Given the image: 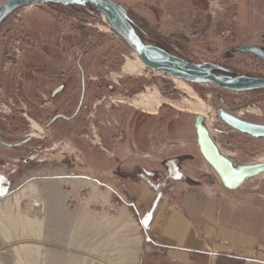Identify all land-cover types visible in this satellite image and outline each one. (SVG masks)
I'll return each instance as SVG.
<instances>
[{
  "label": "rangeland",
  "instance_id": "obj_1",
  "mask_svg": "<svg viewBox=\"0 0 264 264\" xmlns=\"http://www.w3.org/2000/svg\"><path fill=\"white\" fill-rule=\"evenodd\" d=\"M111 1L134 22L147 46L195 65L215 63L233 75L264 77L262 63L233 51L260 42L264 0ZM34 7L52 15L66 38H52L40 49L18 32L19 12L12 13L6 18H12L9 23L0 26V37L16 36L21 56L8 69L16 71L24 52L32 49L42 50L47 59L51 51L58 52L64 67H73L81 55L86 95L78 121L60 128L65 132L56 126L46 129L39 115L53 108L71 115L77 107L76 92L45 108L40 102L28 103L41 130L29 140L7 126L13 116L0 120V264H165L163 253L145 236L143 210L134 208L143 206V190L159 195L176 192L177 187L229 195L239 190H226L201 157L188 105L204 109L203 123L211 139L234 166L255 164L264 162V139L231 129L218 111L264 125V90L234 93L205 84H179L146 67L130 74L124 67L127 59L134 62V52L102 20L101 11L85 5ZM172 33L185 35L190 43ZM6 44L1 49H7ZM2 60L0 55V70ZM52 63L35 66L54 69ZM102 82L114 89H98ZM41 171L51 175H31ZM61 176L81 184L56 183ZM26 178L38 186L42 200H23L19 208L5 203ZM242 187L247 200L264 199V174Z\"/></svg>",
  "mask_w": 264,
  "mask_h": 264
},
{
  "label": "crops",
  "instance_id": "obj_2",
  "mask_svg": "<svg viewBox=\"0 0 264 264\" xmlns=\"http://www.w3.org/2000/svg\"><path fill=\"white\" fill-rule=\"evenodd\" d=\"M38 8L28 6L17 10L16 13H20L28 9L25 14L18 13L16 29L41 49L50 41L61 38V35L63 39L66 38V31L61 33L62 30L53 22L52 15L46 11L41 12ZM11 19L5 20V23H9ZM157 22L161 23V20ZM173 34L178 33L170 36ZM244 46L257 49L261 52V57L235 53L252 55L259 60L264 57V43L261 40ZM52 52L54 51L50 54ZM44 54L42 50L25 51L16 71L0 70V87L12 92L19 72L18 81L23 95L31 103L40 102L41 105V94L47 95L52 85L46 84L41 78H35L32 71L39 68L45 74L58 70L59 67V64L56 66L53 55L47 59ZM43 61L51 64L54 62V69L35 66ZM49 111L39 115V123L43 126ZM75 121H69L66 125ZM10 122L8 124L16 123L14 119ZM60 122V119L56 120L49 129L56 126V129L65 132L60 128H66V125L64 122L59 125ZM0 142L3 144L1 136ZM244 192V187L231 195L177 187L176 192L159 195L158 192L144 189L143 206L140 203L134 205V208L137 211L143 210L145 236L163 253L165 264H264V199L247 200Z\"/></svg>",
  "mask_w": 264,
  "mask_h": 264
},
{
  "label": "water",
  "instance_id": "obj_3",
  "mask_svg": "<svg viewBox=\"0 0 264 264\" xmlns=\"http://www.w3.org/2000/svg\"><path fill=\"white\" fill-rule=\"evenodd\" d=\"M35 5H58L64 7L85 5L98 9L109 17L112 23L111 29L116 35L134 52L139 61L152 72L177 78L187 83L211 85L234 93L264 90V77L216 75L211 68L189 63L164 50L145 45L139 39L122 8L111 0H5L0 5V26L12 13L21 8ZM172 36L187 40L185 35L180 33ZM234 50L235 52L261 57V52L252 47L242 46ZM152 54L158 55L163 61L153 60L151 58ZM60 90L61 88H58L53 92L52 96H55ZM218 115L231 129L252 138L264 139V125L244 121L223 110L218 111ZM194 128L196 143L201 157L215 172L226 190H238L246 180L264 174V162L236 167L229 158L223 156L211 139L201 116H195Z\"/></svg>",
  "mask_w": 264,
  "mask_h": 264
},
{
  "label": "flooded vegetation",
  "instance_id": "obj_4",
  "mask_svg": "<svg viewBox=\"0 0 264 264\" xmlns=\"http://www.w3.org/2000/svg\"><path fill=\"white\" fill-rule=\"evenodd\" d=\"M184 42L186 44H189L190 43L189 38H187V40H184ZM261 42L264 43V35L261 38ZM242 46H244V45H241V46H238V47H242ZM238 47H236V48H238ZM233 51L235 53L234 49H233ZM52 55L56 59V60L54 59L55 63L59 64L58 70L55 69V71H52L50 73H45L44 74V73H41L39 68H35L32 71V75L35 76V78L36 77L41 78L42 80L45 81L46 84L49 83L50 85H52V88H51L50 92L46 95V97L49 100L50 106L54 105L53 103H55L57 100H59V102L61 100H66L71 94H73L75 92L78 94V102H77L76 110L71 115H66V114H63V113H59V112H57L56 108L55 109L53 108L52 111H49V113L46 115L47 118L45 119V124H44V127L46 129H49L50 126L53 123H55V121L58 120V119L61 120L59 125H61L63 122H64L63 124L66 125L67 122H69V121L71 122L72 120L73 121H75V120L78 121L77 118L80 115V111H81L80 109L82 108V104L84 102L85 95H86V85H85L86 78H85L83 70L81 69V66L78 63L79 59L81 58V55L78 56V61L73 67L72 66L71 67L62 66L61 65L62 60L59 62V56L60 55L58 54V52H52ZM249 56H251L252 59H254L256 62L262 63L264 65V57H262L261 60H259V59L255 58V57H253L252 55H249ZM197 65H203L206 68H211L212 72L214 74H216V75L228 76V77H236V76L256 77V76H251V75H233L230 70H228V69H226V68H224L222 66H219V65H217L215 63H205L204 62V63H200V64H197ZM1 71L4 72L6 70H1ZM41 74H43V76H41ZM18 76H19V72L16 75L15 81L13 83L12 92H10V93L7 92V91L6 92L8 94H10V95H16V96L20 97L26 103L27 112H28L29 116H31L30 115L31 108L28 107L29 104L31 106V102L29 101V99H27L23 95V93L21 91L20 83L18 81ZM76 80L78 82H76L75 85H74L73 83ZM91 80H94V79H91ZM102 85L104 87L108 86L110 91L114 89L113 86L106 85L103 82L97 84L98 89H101L103 87ZM58 88H61V90L58 93H56L55 96H52L53 92L56 91ZM73 96H74V94H73ZM32 104H35V103H32ZM43 107L44 106L41 104V108H43ZM55 112H57V113H55ZM237 117H239V116H237ZM13 118L17 122V125H16L17 127H12L10 124H8L7 126H10V128L14 132H16L17 135H20L19 134L20 132H29L30 131V125L25 120L15 116V115L13 116ZM31 138H33V137L32 136L31 137L27 136L25 138V140H29ZM20 143H26V141H21Z\"/></svg>",
  "mask_w": 264,
  "mask_h": 264
},
{
  "label": "built area",
  "instance_id": "obj_5",
  "mask_svg": "<svg viewBox=\"0 0 264 264\" xmlns=\"http://www.w3.org/2000/svg\"><path fill=\"white\" fill-rule=\"evenodd\" d=\"M5 22V21H4ZM3 22V23H4ZM4 41H7L5 46L7 49H1ZM0 55L3 58L2 70H6L9 65L13 64V61L17 60L21 56L20 41L14 35L3 34L0 37ZM41 104L46 106L49 104V100L46 95L41 94ZM17 116L25 120L30 125L29 132H20L19 134L24 137H31L33 131L31 126L36 125L31 116L27 112L26 103L16 95L8 94L2 87H0V120L6 122L7 116ZM34 138V137H33Z\"/></svg>",
  "mask_w": 264,
  "mask_h": 264
},
{
  "label": "bare ground",
  "instance_id": "obj_6",
  "mask_svg": "<svg viewBox=\"0 0 264 264\" xmlns=\"http://www.w3.org/2000/svg\"><path fill=\"white\" fill-rule=\"evenodd\" d=\"M102 20L108 25V27L112 28L111 20L109 19V17L107 15L104 14V16L102 17ZM134 56H135L134 57L135 58L134 62H132L129 59H127L125 67H124V70L129 71L130 74H131V71H133L134 68H137V67L138 68H143V67H145L144 64L141 63V61H139V59L136 57L135 54H134ZM151 58L153 60H155V61H163V59L161 57H159L158 55H155V54H152ZM171 78H172V80L174 82H177L179 84H184L185 83V81H183V80H180V79H177V78H173V77H171ZM187 89H188V91H191L188 87H187ZM189 95H190V98H192V99L196 98L195 95L192 93V91L189 93ZM189 105H191V104H189ZM189 105H188L189 110L191 111V113H192V115L194 117L195 116H201L204 120L206 119V115H205L204 109L202 107H195V106L193 107V106H189ZM152 111L154 112V109H152ZM149 114L153 115L154 113H149ZM237 115L239 116L241 114H237ZM205 127L209 130V128H208L209 126L207 124H206ZM33 129L34 130H38V131H36V132L33 131V134L31 135L32 137L36 136L37 133H39L41 131V130L38 129L37 125H33ZM259 163H262V162H259ZM31 175L32 176H34V175L35 176L36 175H38V176H49V175H51V173H49V172L46 173V172L41 171L39 173H32ZM62 182H64V183L65 182L66 183H72V184H75V185L76 184H81L80 183L81 181L79 179H70V178H66V177L61 176V178L56 183L61 184ZM86 183H88V182H86ZM87 185L89 186L90 184H87ZM33 198H37L40 201L42 200L41 195H40V193L38 191V186H36V184L32 180L27 179L26 184L22 188L18 189L16 192L12 193L8 198L5 199V203L11 201L16 208H19L21 201H23V200L29 201L30 199H33Z\"/></svg>",
  "mask_w": 264,
  "mask_h": 264
},
{
  "label": "trees",
  "instance_id": "obj_7",
  "mask_svg": "<svg viewBox=\"0 0 264 264\" xmlns=\"http://www.w3.org/2000/svg\"><path fill=\"white\" fill-rule=\"evenodd\" d=\"M52 6H58V5H52ZM68 7H70V6H68ZM129 20H130V23H131V25L133 26V28H134L136 34L138 35L139 39L142 41L141 34L139 33V30L137 29L136 25L134 24V22H133L130 18H129ZM142 42H143V41H142ZM143 43H144V42H143Z\"/></svg>",
  "mask_w": 264,
  "mask_h": 264
}]
</instances>
